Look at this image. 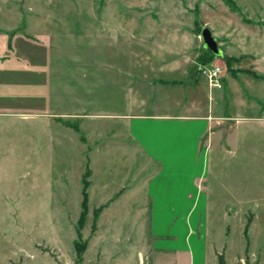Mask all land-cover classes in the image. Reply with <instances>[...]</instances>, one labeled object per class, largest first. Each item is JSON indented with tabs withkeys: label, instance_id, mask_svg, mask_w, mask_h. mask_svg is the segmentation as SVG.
<instances>
[{
	"label": "rangeland",
	"instance_id": "1",
	"mask_svg": "<svg viewBox=\"0 0 264 264\" xmlns=\"http://www.w3.org/2000/svg\"><path fill=\"white\" fill-rule=\"evenodd\" d=\"M2 29L0 264H264V0H0ZM168 109L209 126L167 171L123 115Z\"/></svg>",
	"mask_w": 264,
	"mask_h": 264
},
{
	"label": "crops",
	"instance_id": "2",
	"mask_svg": "<svg viewBox=\"0 0 264 264\" xmlns=\"http://www.w3.org/2000/svg\"><path fill=\"white\" fill-rule=\"evenodd\" d=\"M4 30L7 29H2L0 30L1 33H3ZM5 33H10L11 31H4ZM161 84V86L163 85H172V86H178V88H182L181 90L183 91V93L185 94V91L187 92L186 96V100L185 102H188L187 105L189 107L194 106V109L196 108V105H198V103L196 101H194L193 97L195 92V88L194 86H190L188 84H184L181 85V83L179 84L176 80H166V79H157V81H155V83L150 84L151 86H155ZM142 97V96H141ZM176 109H180L182 108V106H180V104L177 103V106H175ZM190 109V108H189ZM192 110V109H191ZM189 111V110H188ZM123 117L129 121V135L132 138V136H134V140H136L139 144L144 145V143H147L148 145H152L151 141L147 140L146 142L143 141L142 136L139 134L141 133L139 131V129H143L146 128V126H143L145 121H153L154 125L156 126L155 129H157L159 132V135L157 136L158 138L155 145L159 146L157 148H155V152H157L159 148H162V154L161 153H156V156L153 160H155V162L157 164H159L161 166L162 169L168 167L169 168V159L173 158V154H174V146L178 144L179 139H178V131H179V127H180V121H182L183 123H189L190 126L193 127V129L196 130V133H194L193 135L195 136V139L199 138L201 135V132L204 130V128L209 126V122L207 120V117L205 116V114H178V113H173L171 112V110H167L166 112L163 113H152V114H143V113H127L125 115H123ZM134 124V127H133ZM148 129V128H147ZM156 133V132H155ZM147 152V151H146ZM150 155V154H148ZM166 163V164H165ZM160 168V167H159ZM166 170L168 171V169L166 168Z\"/></svg>",
	"mask_w": 264,
	"mask_h": 264
},
{
	"label": "trees",
	"instance_id": "3",
	"mask_svg": "<svg viewBox=\"0 0 264 264\" xmlns=\"http://www.w3.org/2000/svg\"><path fill=\"white\" fill-rule=\"evenodd\" d=\"M203 55L201 56V62L203 64L205 63H210L213 59H215V56L213 54H211L208 51H205L203 49ZM254 77H257L255 74H253ZM88 177V172H86L82 178V200H81V208H82V212L80 215V218L78 220V226L81 227L83 225L84 222V217L87 211V202H88V194H87V188L89 186V183L87 181ZM79 250V249H78Z\"/></svg>",
	"mask_w": 264,
	"mask_h": 264
},
{
	"label": "water",
	"instance_id": "4",
	"mask_svg": "<svg viewBox=\"0 0 264 264\" xmlns=\"http://www.w3.org/2000/svg\"><path fill=\"white\" fill-rule=\"evenodd\" d=\"M199 38L202 43V48L205 51L210 52L215 57H223V51L220 49L217 39L212 35V32L208 27L202 28Z\"/></svg>",
	"mask_w": 264,
	"mask_h": 264
},
{
	"label": "built area",
	"instance_id": "5",
	"mask_svg": "<svg viewBox=\"0 0 264 264\" xmlns=\"http://www.w3.org/2000/svg\"><path fill=\"white\" fill-rule=\"evenodd\" d=\"M201 74L208 80L209 85L218 87L221 70L218 67H202L200 69Z\"/></svg>",
	"mask_w": 264,
	"mask_h": 264
}]
</instances>
